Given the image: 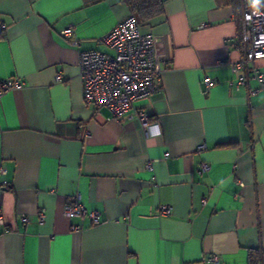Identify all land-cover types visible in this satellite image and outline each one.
I'll list each match as a JSON object with an SVG mask.
<instances>
[{
  "label": "crops",
  "instance_id": "0c3cea01",
  "mask_svg": "<svg viewBox=\"0 0 264 264\" xmlns=\"http://www.w3.org/2000/svg\"><path fill=\"white\" fill-rule=\"evenodd\" d=\"M242 1L165 0L141 24L159 86L117 120L85 104L79 55L109 51L98 39L127 3L0 0V81L23 83L0 96V264H247L248 248L264 247V88L230 85ZM68 26L78 45L62 35ZM74 202L101 221L64 216Z\"/></svg>",
  "mask_w": 264,
  "mask_h": 264
},
{
  "label": "built area",
  "instance_id": "2783aa9c",
  "mask_svg": "<svg viewBox=\"0 0 264 264\" xmlns=\"http://www.w3.org/2000/svg\"><path fill=\"white\" fill-rule=\"evenodd\" d=\"M3 26L0 25V29ZM62 35L70 40L72 45H78V40L72 38L73 28L68 26L61 31ZM109 51L88 49L80 51L79 74L82 81V95L85 104L95 108H107L111 118L120 120L135 103L148 98L159 86V71L156 68L153 47V34L143 32L141 23L132 13L120 20L107 34L98 39ZM236 50L242 55L230 62L232 69L237 73L235 80L230 85L239 88L246 84L248 79H254L257 87L250 90L253 95L259 88H264V71L259 67L258 61L264 58V9L260 8L254 0H243L241 22L238 34L233 38ZM57 79H60L58 76ZM204 92H209L214 81L205 76L202 80ZM23 83L15 78L0 81V96L15 88H20ZM138 119L143 128H148L150 123L147 114L137 112ZM205 143L196 146V150L205 149ZM147 170H152V160L145 164ZM201 170L208 169V164L201 162ZM6 170L0 166V191L8 186V180L3 178ZM171 211L168 204L160 205L161 215ZM66 217H88L92 224L101 221L99 210H88L82 203H66L63 207ZM28 217L24 216L23 221ZM38 220H45L43 212H38ZM4 223L0 211V225ZM82 229L81 225L74 224L73 231ZM209 261L217 263L218 257L212 254Z\"/></svg>",
  "mask_w": 264,
  "mask_h": 264
},
{
  "label": "trees",
  "instance_id": "16d2710c",
  "mask_svg": "<svg viewBox=\"0 0 264 264\" xmlns=\"http://www.w3.org/2000/svg\"><path fill=\"white\" fill-rule=\"evenodd\" d=\"M130 8V13L134 14L142 24L164 14L165 0H124ZM218 5H230L238 3L240 0H216ZM231 142L219 143L218 146H228ZM264 262V247L248 248L247 264H262Z\"/></svg>",
  "mask_w": 264,
  "mask_h": 264
}]
</instances>
